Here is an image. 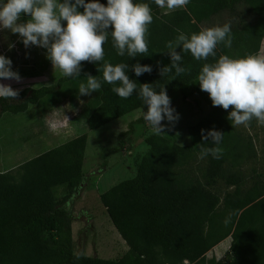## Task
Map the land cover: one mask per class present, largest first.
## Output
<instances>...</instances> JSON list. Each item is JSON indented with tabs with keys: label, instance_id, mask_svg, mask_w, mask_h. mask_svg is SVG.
I'll use <instances>...</instances> for the list:
<instances>
[{
	"label": "trees",
	"instance_id": "trees-1",
	"mask_svg": "<svg viewBox=\"0 0 264 264\" xmlns=\"http://www.w3.org/2000/svg\"><path fill=\"white\" fill-rule=\"evenodd\" d=\"M133 2L147 3L151 10L153 20L145 34L148 51L134 59L121 57L109 38L102 45L105 50L102 61L92 67L89 62H81V78L92 75L102 79L105 62L112 65L139 62L151 65L153 71L140 77L129 71L130 79L138 83L157 82L154 87H161L168 77L162 81L158 67L169 64L166 44L175 39L178 31L198 33L224 23L231 26V47L218 44L216 56L206 61L182 53L185 72L165 85L167 94L179 90L185 95L192 83L197 84L196 77L203 64L214 63L222 55L238 59L259 54L264 39V0H190L184 8L169 12L152 0ZM75 79L61 76L56 84L27 87L18 90L14 99H0V118L9 112H26L31 105L48 100L47 96L50 98ZM112 87L101 82L98 95L109 96L106 101L112 108L117 107L115 113L119 108L130 107L135 98L138 102L139 114L129 123V130L134 132L137 124L148 126L141 115L146 111L142 101L135 94L121 99L111 91ZM199 137L198 143L201 134ZM87 139L86 133L81 134L25 161L15 173L0 172V264H264V180L255 168L252 184L243 188L239 173L225 174L228 157L237 162L250 150L255 159L257 156L252 137L246 140L238 134L234 139L230 134L223 136L219 159L207 156L203 180L195 179L186 168L201 145H178L167 131L147 136L145 140L150 147L136 156L134 176L100 194L129 249L117 259L77 253L72 219L65 204L84 182ZM219 178L234 189L222 196L215 192L212 187ZM59 186L66 190L61 199L56 198L54 191ZM228 237L231 244L225 258L207 257L210 250Z\"/></svg>",
	"mask_w": 264,
	"mask_h": 264
},
{
	"label": "rangeland",
	"instance_id": "rangeland-1",
	"mask_svg": "<svg viewBox=\"0 0 264 264\" xmlns=\"http://www.w3.org/2000/svg\"><path fill=\"white\" fill-rule=\"evenodd\" d=\"M163 11L169 12L167 9ZM9 44L15 46L9 50ZM0 54L12 60L13 70L21 77L19 82L0 81L11 85L13 89L56 84L63 76L58 68L45 59L43 49H25L17 36L8 30L0 31ZM89 64L92 67L94 63ZM97 68L96 73H99ZM81 77L67 82L50 98L47 96L48 100L31 105L26 112H9L1 116L0 172L15 173L25 161L86 133L84 182L65 204L72 219L74 249L77 253L117 259L129 246L108 215L100 194L134 176L135 158L148 151L150 146L145 139L153 133L150 126L141 124L135 125L134 132L129 130V123L136 120L139 114L136 98L130 107L119 108L115 113L117 107L112 108L113 105L106 101L109 96H99L98 90L90 96L78 97L80 84L87 82ZM167 95L179 113V120L174 126L165 128V132L173 136L174 143L184 147L196 146L200 130L204 127L219 130L224 135L230 134L233 139L238 134L250 140L249 126H231V122L226 119L229 110L213 107L208 94L202 92L198 84L192 83L185 95L179 90ZM120 133L124 135L120 136ZM194 155L186 166L187 172L195 179L203 180L208 157L199 159L197 151H194ZM233 158H227L225 174L230 171L239 173L243 177L242 187L248 188L253 182L256 168L255 155L250 150L237 162H233ZM212 189L222 196L225 191L233 190L234 186H228L219 178ZM54 191L57 199L66 194L63 186L56 187ZM230 244L231 237L224 239L207 253V257L225 258Z\"/></svg>",
	"mask_w": 264,
	"mask_h": 264
},
{
	"label": "clouds",
	"instance_id": "clouds-1",
	"mask_svg": "<svg viewBox=\"0 0 264 264\" xmlns=\"http://www.w3.org/2000/svg\"><path fill=\"white\" fill-rule=\"evenodd\" d=\"M161 9L169 11L184 8L190 0H152ZM153 17L147 3L133 0H0V31L8 30L17 36L25 49L36 47L44 50L45 59L60 70L66 78L75 79L81 75V62L98 64L104 58L102 45L111 39L118 56L134 59L148 51L145 34ZM223 43L231 47V26L205 28L198 33L186 34L178 31L173 41L166 44L169 64L158 67V74L164 81L177 79L185 72L182 53L188 52L194 60L215 57V49ZM15 45L9 44L11 50ZM159 63V62H158ZM98 70V69H97ZM129 71L135 77L153 71L151 65L139 62L129 65H112L105 62L102 80L113 85L111 91L121 99L135 94L143 108L142 119L150 126L153 134L165 132L174 126L179 113L171 104L165 85L154 87V83H138L130 79ZM169 74H172L171 76ZM87 82L81 83L78 97L90 96L101 88V80L87 75ZM19 73L13 70L12 60L0 54V81L19 82ZM196 83L202 92L208 94L213 107L227 112L226 119L231 126L247 125L255 119L264 123V57L247 55L234 59L222 55L214 63H204ZM18 90L0 83V99H14ZM199 159L211 156L219 159V145L223 133L216 129H201ZM211 145L205 147L204 145ZM79 259V256L76 257Z\"/></svg>",
	"mask_w": 264,
	"mask_h": 264
},
{
	"label": "crops",
	"instance_id": "crops-1",
	"mask_svg": "<svg viewBox=\"0 0 264 264\" xmlns=\"http://www.w3.org/2000/svg\"><path fill=\"white\" fill-rule=\"evenodd\" d=\"M258 56L264 57V39ZM253 120L252 124H247L246 126L250 128L249 135L252 137L256 150V170L264 180V123H258L255 119Z\"/></svg>",
	"mask_w": 264,
	"mask_h": 264
}]
</instances>
